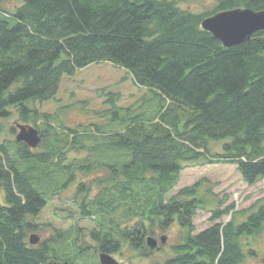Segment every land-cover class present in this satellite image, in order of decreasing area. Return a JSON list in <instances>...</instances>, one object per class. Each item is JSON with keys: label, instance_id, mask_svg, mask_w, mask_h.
<instances>
[{"label": "trees", "instance_id": "trees-1", "mask_svg": "<svg viewBox=\"0 0 264 264\" xmlns=\"http://www.w3.org/2000/svg\"><path fill=\"white\" fill-rule=\"evenodd\" d=\"M186 1L23 0L15 12L1 11L0 134L1 119L16 108L23 121L35 122L46 149L0 143L6 200L0 202V264H78L79 241L110 254L128 243L148 255L154 251L148 235L173 224L181 229L174 255L151 264H247L258 255L249 240L264 231V203L240 219L234 204L221 208L216 200L215 223L195 233L194 218L207 209L211 191L203 194L196 182L171 192L188 161L235 164L250 186L264 178V30L226 47L202 27L223 10H264V0H215L205 12L182 7ZM102 61L125 68L136 85L155 91L160 105L141 112L119 106L118 94L106 99L113 118L124 124L107 142L112 161L102 166L109 176L98 179L106 186L90 200L91 189L79 185L86 194L81 214L98 225L90 239L76 225L74 257L60 260L54 244L67 231L33 245L29 236L40 229L35 218L74 181L73 166L83 171L99 164L88 158L65 163L68 151L82 143L78 130L53 124L52 114L31 104L55 98L64 75ZM212 141H225L222 150H212Z\"/></svg>", "mask_w": 264, "mask_h": 264}, {"label": "rangeland", "instance_id": "rangeland-1", "mask_svg": "<svg viewBox=\"0 0 264 264\" xmlns=\"http://www.w3.org/2000/svg\"><path fill=\"white\" fill-rule=\"evenodd\" d=\"M22 4L23 0H0V18L3 16L2 10L15 12L17 7ZM214 4L215 0H188L181 6L196 12H205ZM114 94L119 96L117 101L119 106H129L134 111L151 112L160 105V100L154 90L136 85L125 68L116 66L110 61L92 63L86 67L78 68L74 74L64 75L55 98L45 103L32 102L31 104L41 111L52 114L53 124L78 130L77 134L80 135L82 143L76 149L68 151L65 163L75 165L88 158L89 162L99 164H96V168L83 171L73 166L74 181L61 188L35 218L40 229L31 234L36 233L40 236V242L56 236L62 230L63 232L67 231L68 237L66 236L64 239L59 237V242L54 244L59 252L60 260L64 256L74 257L76 246L71 239L76 235L74 229L76 225L81 228V234H84V238L87 239H90L91 230L98 225L96 221L81 214L79 202L86 194L88 199H95L100 190L106 186L105 183L98 184V179L109 176L106 166H102V164H109L112 161V146L107 142L110 141L109 138L113 133L121 131L124 126L122 122L113 118L111 111H108L112 108V104L105 102L109 96H115ZM12 113L10 117L1 119L3 128L0 134V143L13 144L19 132L18 123L36 127L34 121H23L16 108H12ZM57 129L58 133H64L60 127ZM62 137L65 138L64 135ZM224 142L212 141V150H222ZM90 146L91 148L88 150ZM32 149L35 152H42L46 149V144L43 146L39 144ZM196 182H201L203 194L206 195L207 189L211 193L206 195L207 209H198L194 218L195 233L215 223L211 221L212 209L215 208L218 200L223 201L221 208L234 204L233 212H237L240 219L264 203V178L250 186L243 180L235 164H201L188 161L181 171L179 183L171 194ZM80 183H85L91 192L81 193L79 191ZM0 202L6 204L5 192L1 187ZM243 211H245L244 214H240ZM231 217L232 214L224 216L223 220L227 222ZM30 219L34 218L30 217ZM180 231V227L173 224L165 231L157 229L155 234L148 235L158 241L157 248L148 255L142 249L140 251L133 249L128 243H124L121 253L112 255L120 264L164 262L174 255L173 246L180 241ZM163 237L165 242H162ZM249 241L251 242L250 247L255 249L258 255L249 256L247 264H264V231L259 236L250 237ZM78 244L83 246L78 264H100L99 251L88 249L87 244H83V241H79ZM61 262L63 263V261Z\"/></svg>", "mask_w": 264, "mask_h": 264}, {"label": "water", "instance_id": "water-1", "mask_svg": "<svg viewBox=\"0 0 264 264\" xmlns=\"http://www.w3.org/2000/svg\"><path fill=\"white\" fill-rule=\"evenodd\" d=\"M202 27L217 37L224 46L230 47L240 44L250 39L252 35L260 30H264V10H253L251 8H234L217 12L202 21ZM19 130L16 140L24 141L31 148L39 145L42 138L39 130L31 125L17 124ZM31 244L40 242V236L33 233L29 236ZM165 242V238H162ZM147 244L151 249L158 246V241L152 237H147ZM100 264H120V262L108 252H100ZM50 264H69L65 262H51Z\"/></svg>", "mask_w": 264, "mask_h": 264}, {"label": "bare ground", "instance_id": "bare-ground-1", "mask_svg": "<svg viewBox=\"0 0 264 264\" xmlns=\"http://www.w3.org/2000/svg\"><path fill=\"white\" fill-rule=\"evenodd\" d=\"M40 136H41V134H40ZM41 138H42V136H41ZM22 142H24V141H22Z\"/></svg>", "mask_w": 264, "mask_h": 264}]
</instances>
